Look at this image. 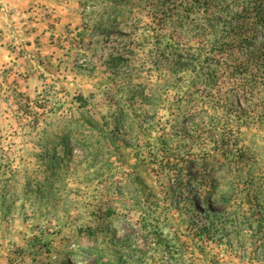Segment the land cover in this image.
Returning a JSON list of instances; mask_svg holds the SVG:
<instances>
[{"label": "rangeland", "instance_id": "rangeland-1", "mask_svg": "<svg viewBox=\"0 0 264 264\" xmlns=\"http://www.w3.org/2000/svg\"><path fill=\"white\" fill-rule=\"evenodd\" d=\"M0 264H264V0H0Z\"/></svg>", "mask_w": 264, "mask_h": 264}, {"label": "trees", "instance_id": "trees-1", "mask_svg": "<svg viewBox=\"0 0 264 264\" xmlns=\"http://www.w3.org/2000/svg\"><path fill=\"white\" fill-rule=\"evenodd\" d=\"M82 100H84L83 98H82ZM83 104L85 105V104H87L85 101H83ZM234 130L235 131H239V126H237V129H234L233 127H232V132H234ZM235 140V139H234ZM243 169L241 168V167H238V171H242Z\"/></svg>", "mask_w": 264, "mask_h": 264}]
</instances>
